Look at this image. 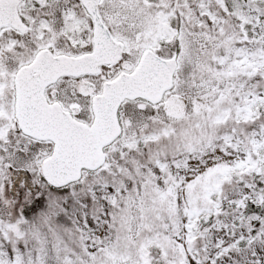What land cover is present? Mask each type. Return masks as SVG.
I'll use <instances>...</instances> for the list:
<instances>
[{
    "label": "snow or ice",
    "instance_id": "1",
    "mask_svg": "<svg viewBox=\"0 0 264 264\" xmlns=\"http://www.w3.org/2000/svg\"><path fill=\"white\" fill-rule=\"evenodd\" d=\"M0 264H264V0H0Z\"/></svg>",
    "mask_w": 264,
    "mask_h": 264
}]
</instances>
